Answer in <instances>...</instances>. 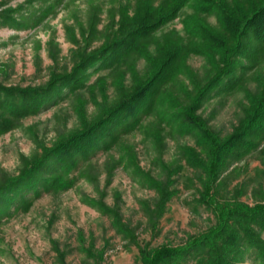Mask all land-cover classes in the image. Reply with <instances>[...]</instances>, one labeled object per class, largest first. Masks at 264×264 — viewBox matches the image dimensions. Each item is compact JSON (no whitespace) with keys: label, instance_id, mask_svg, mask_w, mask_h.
Masks as SVG:
<instances>
[{"label":"rangeland","instance_id":"1","mask_svg":"<svg viewBox=\"0 0 264 264\" xmlns=\"http://www.w3.org/2000/svg\"><path fill=\"white\" fill-rule=\"evenodd\" d=\"M257 1L187 0L174 14L171 0H0V184L102 118L178 52L131 125L101 129L97 144L47 157L29 180L0 193L10 203L0 213V264H144L142 250L190 245L223 222L213 242L157 264H264L250 244L254 237L264 247L257 216L220 220L222 209L264 204V118L209 178L208 142L179 117L223 65L208 34H228L219 5L238 14ZM162 10L172 16L157 23ZM148 15L154 26L126 37ZM117 38L127 40L117 53L86 65ZM240 40L234 73L197 110L223 139L264 93V23ZM73 74L79 84L51 86ZM30 87L58 96L40 97L33 110L17 93Z\"/></svg>","mask_w":264,"mask_h":264},{"label":"trees","instance_id":"2","mask_svg":"<svg viewBox=\"0 0 264 264\" xmlns=\"http://www.w3.org/2000/svg\"><path fill=\"white\" fill-rule=\"evenodd\" d=\"M174 6L173 13L175 14L178 8L182 3H185L187 0H171ZM204 8L209 6L208 4L204 3ZM203 6V5H202ZM221 7V20L223 21L224 28L227 35H221L218 33L209 32V39L213 44L214 49H216V52L221 54V61L223 65L219 67V70L217 74L212 78V80L203 88L201 89L198 94L195 96L193 100L190 101L188 105L184 107L182 112L180 113L179 117L182 119L183 125L192 126L194 128H198L201 130L205 140H207L210 150V155L212 157L211 163L208 168V174L209 178H216L218 174V167L220 166L224 155L226 153H229L235 146L243 142L244 137L248 132H250L254 127L258 128L260 126V121L264 118V93L262 94L261 99H257L253 106V111L246 118L240 127L234 132L231 136L223 139L220 136H218L208 125L207 120L197 113V110L200 108L201 103L203 99L206 97V95L209 93V91L218 85L217 83L227 74L234 73L232 65H231V57L241 48V37L243 34L252 26H258L264 23V0H259L256 3L252 5V7L249 9V11H245L242 9L241 13H236L235 11L228 10L225 5H219ZM240 9V8H239ZM169 15L172 16V13L170 11L168 13H165L163 10L158 12V21L157 23H161L164 20L169 17ZM150 18V15L146 17V20H142L140 22L139 26L135 31H132L128 34V38H133V33L139 34L144 33L148 29V27L154 26L156 21H153ZM146 30V31H145ZM144 31V32H143ZM125 38H117L111 41L108 45L103 47L97 52L96 55H92L88 62L86 63L89 65H102L105 63V60L108 59L109 53L115 54L117 53L121 46H123L127 40ZM235 43H234V41ZM232 41V42H231ZM178 52L175 51H169L165 58L160 61V64H158V67L153 74L151 78L148 79L147 82L140 85L136 89L135 92L132 94L125 96L121 102L116 105L114 108H111L108 110L102 118H99L97 121H95L92 124H89L86 126L85 129L82 131L76 132L69 136L68 138L64 139L63 141L59 142L55 147L48 150L43 156V159L35 161L33 166L31 168L24 172L22 171L17 178H13L11 180H8L5 183V180L2 181L0 184V193H2L1 196H4L3 192L10 187H15L16 185L19 186L22 181L29 180L31 175L34 173V171L39 170L42 165L45 164V159L47 157H51L54 154H71V149L74 147L76 149H85L86 145L88 146L97 144L96 138L100 134L101 129L107 134L110 130L118 129V126L121 125L123 128L128 127L129 125L134 122L133 120H136L139 110L142 107L143 104L146 106L148 105L146 102H144L147 98V94L153 90L156 85L157 81L160 80L161 76L166 71V66L169 64V61H171ZM68 80V84L71 86L72 84H79L81 79L78 76H75L73 74L72 76H63L56 78L54 80L51 86L53 87L56 85L57 82ZM16 93V92H15ZM17 93L21 94L24 97V100L29 101L30 103L34 104L33 110L37 109L40 104V102H37L40 97L44 98L46 101H53L57 98V92L53 91L51 87H48L47 89H41L38 90L37 88H26L24 90H18ZM16 93V94H17ZM18 94V95H19ZM42 101V100H39ZM44 102V101H43ZM41 102V103H43ZM38 106V107H37ZM31 110V111H33ZM114 131V133L111 136V139L115 137V134L117 131ZM44 163V164H43ZM208 183V181H207ZM5 188V189H4ZM170 194L168 195V197ZM4 202V203H3ZM0 213H5L9 210L10 203H7V200L2 199L0 202ZM236 213H240L239 215H247L252 218L257 216V219L259 220L260 224L264 226V204L258 205L255 208L250 207H236V209L228 208V209H222L220 215L221 221L225 218H223L226 214H228V217H230V214L235 215ZM227 217V216H226ZM228 220V219H227ZM225 221V220H224ZM223 226H225L224 222L221 223V226H219L216 230L212 231L210 234L203 235L202 237H198L194 242H192L190 245H181L177 247H171L167 245L160 246L156 248L152 252H148L145 250H142V256L144 264H157L161 262L164 258L167 257H173L178 254H186L189 252V247L197 246L199 243H203L205 241H208L209 243L213 242V239L219 235V231L223 230ZM249 233V235H253L254 232H252L250 229H246ZM250 244L252 247H257L259 251V255L261 259L264 260V247L258 242L257 238H251Z\"/></svg>","mask_w":264,"mask_h":264}]
</instances>
